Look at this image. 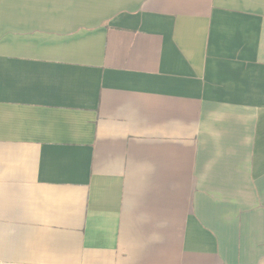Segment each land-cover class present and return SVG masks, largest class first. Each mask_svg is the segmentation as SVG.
Returning <instances> with one entry per match:
<instances>
[{
	"label": "crops",
	"instance_id": "obj_1",
	"mask_svg": "<svg viewBox=\"0 0 264 264\" xmlns=\"http://www.w3.org/2000/svg\"><path fill=\"white\" fill-rule=\"evenodd\" d=\"M0 264H264V0H0Z\"/></svg>",
	"mask_w": 264,
	"mask_h": 264
}]
</instances>
